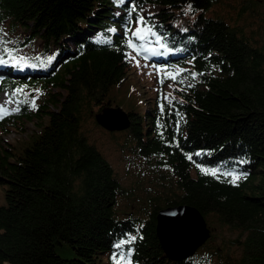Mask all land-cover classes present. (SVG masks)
Listing matches in <instances>:
<instances>
[{"label":"trees","instance_id":"1","mask_svg":"<svg viewBox=\"0 0 264 264\" xmlns=\"http://www.w3.org/2000/svg\"><path fill=\"white\" fill-rule=\"evenodd\" d=\"M217 1L0 0L2 58L35 40L43 55L29 73L0 69V93L22 88L28 100L0 118V264H115L121 254L120 264H211L213 237L187 260L164 254L156 216L179 206L237 232L241 254L231 264H264V0L238 2L234 18L216 11ZM146 7L157 10L147 16ZM138 15L165 48L147 33L134 42L161 55L128 48ZM145 65L156 66L148 77ZM159 68L183 71L160 83ZM153 75V86L134 81ZM126 83L129 96L117 99ZM35 93L44 98L33 107ZM133 95L148 108H131ZM113 106L130 120L117 135L121 153L153 164L154 183L124 186L89 141L94 114ZM27 123L38 129L27 141L2 142ZM229 172L246 178L233 184Z\"/></svg>","mask_w":264,"mask_h":264},{"label":"rangeland","instance_id":"2","mask_svg":"<svg viewBox=\"0 0 264 264\" xmlns=\"http://www.w3.org/2000/svg\"><path fill=\"white\" fill-rule=\"evenodd\" d=\"M243 0H218L215 4V10L222 13V15L229 16L230 14L234 18L236 10L233 6H237L238 2L240 3ZM157 10L156 7H146L145 15H149L152 12H155ZM237 17V16H236ZM240 23V22H239ZM4 34L5 39H10L11 36L7 32V23L4 24ZM22 30H17L13 36L21 35ZM9 43L6 44V46ZM5 42H3V39L0 38V58H2L1 50L4 47ZM145 47L149 48L147 45ZM150 54V52H148ZM42 47L39 40H35L31 46H27L23 49H18L12 53H8V56L5 58H2L7 61L6 64H0V68L12 66V68H17L21 72L29 73L33 70H35V66L33 65L34 61H39L42 59ZM55 53L52 51L50 53L49 62L47 64L41 65L39 67V71L44 73V71H47L49 69L50 64L53 63ZM145 74L144 76H150L153 67L145 66ZM143 76V77H144ZM154 77L148 78V79H141L139 78L136 80L134 78V81L142 86H153L154 85ZM165 94L168 95L171 93L169 86L164 88ZM125 91L127 92L128 96V87L127 83L122 88V90H119L114 93L117 99L123 98L121 93ZM143 91V88H142ZM54 92V89L52 88L51 93ZM11 94L3 92L0 93V105H3L5 108L10 110H14L17 108L18 103H8L9 96ZM36 95L35 99V105L38 106L42 103L43 96L42 95ZM34 95V96H35ZM127 98V95L126 97ZM17 101H19L18 97L15 98ZM145 100L149 99L148 94L143 95V98ZM132 100L131 103H129V106L131 108H140L139 110H146L148 108V101L147 103H141L139 102L138 105L137 97H134V95L129 99ZM110 108H121V107H110ZM122 109V108H121ZM123 110V109H122ZM124 111V110H123ZM125 112V111H124ZM99 113V112H98ZM95 113L94 115H96ZM94 118V117H93ZM95 123V124H94ZM23 133H17L16 131L7 132L6 134H3L1 136L2 142L5 144H13L14 142H20V141H27L29 137L32 135V132H37L36 125L27 123L25 125ZM87 133L89 137V141L92 142L106 157L109 164L113 168L116 177L119 179V181L126 187H136V183L139 182L141 185H150L151 183H154L155 176L153 175V171L155 169L153 168V164H149L147 162H143L137 158L134 157H127L128 154H122L120 151V142L121 138L117 135L122 132H109L102 128L101 126H98L93 119V122H90L87 126ZM113 134V135H111ZM115 135V136H114ZM3 144V145H4ZM137 188V187H136ZM140 194V192H137ZM125 200H121L120 204L123 206L125 204ZM207 227L210 230V238L213 237L212 241L210 242L209 247L211 248L210 251L213 253H216V256H213L211 264H231L236 261V259L239 258L241 254V249L239 246H237V238L238 234L234 230H228V228L224 229H212L210 225L208 224ZM243 239V238H240ZM206 244V243H205ZM204 244V245H205ZM217 250V251H216ZM198 252V251H197ZM219 252V254L217 253Z\"/></svg>","mask_w":264,"mask_h":264},{"label":"water","instance_id":"3","mask_svg":"<svg viewBox=\"0 0 264 264\" xmlns=\"http://www.w3.org/2000/svg\"><path fill=\"white\" fill-rule=\"evenodd\" d=\"M94 120L109 132H123L130 120L121 108H104ZM156 237L166 257L184 261L193 257L209 240L210 230L203 216L194 208L179 206L163 209L156 216Z\"/></svg>","mask_w":264,"mask_h":264},{"label":"snow or ice","instance_id":"4","mask_svg":"<svg viewBox=\"0 0 264 264\" xmlns=\"http://www.w3.org/2000/svg\"><path fill=\"white\" fill-rule=\"evenodd\" d=\"M117 3L119 4H123L125 3V0H117ZM191 5H189L188 11H191ZM132 11L135 12L136 11V6L133 5L132 6ZM137 24L138 26L136 27L135 31H132L131 29H129V31L131 32V38L127 41V46L129 49H131L132 51L136 52V56L141 55V50L144 53H148L150 52L153 56L156 55H161L162 53L157 52L155 49L152 48H147L145 47V45L143 43L141 44H137L134 41H144L145 40V33L156 36V33L152 31L151 27H148L146 25L145 22V18L142 15H138L137 17ZM110 31L115 32V29H110ZM160 39L161 37L156 36V43L159 44V47L161 49L165 48V45L160 43ZM110 42V41H109ZM127 58L129 60H134L137 64V66L139 67V60L136 59V56H133L130 53L126 54ZM148 57L145 56V59H147ZM7 61L0 58V64H6ZM147 66V65H145ZM152 67L155 69V65H152ZM183 70H173V71H168L166 68H159L158 72L159 73H163V77L160 79V83L164 82V79H172L173 81H177V76L180 74V72H182ZM192 78L195 79L196 74L192 73L191 74ZM179 83H183V80H179ZM192 85H189V87H191ZM23 94L25 96V99L23 101H17L15 98L19 95ZM166 99H168V97H165ZM8 103H27V93H25L24 89L22 88H16L15 91L9 96V99L7 101ZM31 104L33 107H35V99H32ZM19 107L15 108L14 111H19ZM161 110L163 111V106L161 107ZM8 112V109L5 108L3 105H0V118H3V115L5 113ZM196 155H199V153H197ZM188 159H192L191 156L188 157ZM203 173H205L206 175L210 174L213 176L217 175V171L216 169H205V168H201L200 169ZM225 175H228L231 177L230 182L235 184L238 180H240L241 178H246V174L240 175V174H236L235 172H229V173H225ZM136 239L135 236H132L129 240L127 241H122L121 243H131L132 241H134ZM121 243H118L115 245V247L119 248L121 247ZM128 256H131V252H129ZM113 259L115 260V264H120L121 260H124L125 257L123 256V254H121L120 259H116V257L114 256ZM128 264H131V260L128 259Z\"/></svg>","mask_w":264,"mask_h":264}]
</instances>
